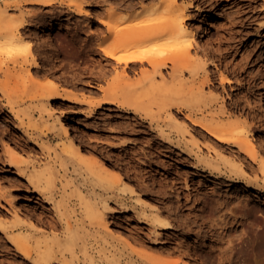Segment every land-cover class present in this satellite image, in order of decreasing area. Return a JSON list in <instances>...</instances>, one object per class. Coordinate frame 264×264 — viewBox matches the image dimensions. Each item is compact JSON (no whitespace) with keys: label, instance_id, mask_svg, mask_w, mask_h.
<instances>
[{"label":"rangeland","instance_id":"374dc122","mask_svg":"<svg viewBox=\"0 0 264 264\" xmlns=\"http://www.w3.org/2000/svg\"><path fill=\"white\" fill-rule=\"evenodd\" d=\"M16 1L0 0V8ZM20 1L23 2L21 7L8 11L11 21L18 23L25 18L28 19L30 23L23 29L24 33L29 35L26 39L27 43L31 41L34 49L39 47L43 55L49 54L48 59L54 57L58 60L56 67L52 68V63L46 61L47 57H40L42 67L32 68L38 73L54 70L53 74L55 77L58 76L56 80L75 91L79 96H82V92L90 93V88L83 86L88 79H91L84 76L90 74L85 73L84 69L97 72L100 65L105 63L95 47L103 38L104 33L106 34V27L100 20L109 17L110 7L116 5L113 9L132 12L146 4L160 5L162 2V0H64L62 5L56 3L42 6L27 2L29 0ZM179 2L185 10L178 9L175 13L178 12V15L180 12L188 13L192 16V19L187 21V26L191 31L197 32L196 40L204 44L198 49L193 48L194 50H191L189 55L182 56L180 63H186L189 60L190 62L206 61L208 71L215 75L212 74L211 85L213 87L211 88V85L208 86L209 88L206 87L207 92H215L214 107L217 109L221 100H224L235 115L242 114V120L247 119L250 125L252 124L254 134L259 141L256 140V142L259 143L264 153V0H179ZM78 8L83 9L85 14H77ZM157 11L160 12V9ZM59 19L64 21V24H60ZM113 19L120 21L118 14ZM52 26H55L53 30L50 28ZM42 38L49 42L52 40L50 43L57 48L46 49ZM157 39L156 41L150 39L153 43L147 40L143 45L150 47L156 44L161 49L169 46L167 43L170 40L162 37ZM164 43L165 45L162 46L161 44ZM147 68L148 71H145ZM120 70L121 68L113 70L114 73L111 71L106 81L101 83L109 86L121 80L122 76H118L121 73ZM145 70L132 78L134 79L132 83L135 82V86L132 85V87L151 84L150 80H146L148 82L146 83L144 79L147 74L149 77L146 79H150L153 68L146 66ZM171 70V67L164 69L166 73ZM221 73L228 75L232 81L220 79ZM0 78H3L1 74ZM185 78L191 80L189 73L186 72ZM42 79L45 80V77L42 76ZM169 80L173 83L172 78ZM31 84L29 90L21 91L17 88L16 94H20L27 100L20 104V108L32 109L36 115H34L35 120L48 125L56 124V127L48 137H45L48 148L44 149L45 151L42 150L39 144L31 141L24 129L18 126L15 117L10 115L7 100L0 89V193L2 194L0 196V222L12 223L19 219L21 226H15L16 232L30 235L34 244L37 243L42 248L48 246L58 248L61 245L58 242H63L65 239L66 228L57 225V218L54 217L52 210L45 208L44 203L48 204L47 200L33 190V186L26 178L20 176L22 168H17L10 163L11 158H16L22 159L19 161H22L23 166L28 165L29 171L33 169L53 170L60 190L57 200L62 194L70 196L68 213L72 216L73 228L77 229L78 233L76 241L70 243V246L63 244L61 246L67 248L66 253L74 257V263L88 264L94 258V263L99 264L100 253H102L100 249L104 246L106 254L117 253L123 263L130 261V264H182L185 258L192 264L191 252H196L202 260L206 259L204 260L206 264H220V256L216 255L223 251L225 253L227 251L231 258L224 264H264V189L260 190L261 186L257 183L247 182L243 175L233 174L231 177L228 175L230 171L227 166L231 164V161L226 159L234 155L238 157L237 147L231 146L235 153L225 152V155L217 159L220 161V169H214V172L204 170L195 154L188 155V149L190 150L191 147L185 142H191L190 134L186 133L181 138L179 137V123L187 122L190 129L194 131L192 122L184 114H180L181 117L184 115V118L178 115L179 123L168 119L164 107L158 103L159 96L141 97L138 105L148 112V117H142L135 112L127 111L125 107L113 104H105L88 113L91 109L88 103L62 99H50L48 103L53 114L40 115V112L35 109L40 102L30 98L37 85ZM124 89L118 90V96L124 95ZM95 92L92 94L96 98L101 97V91L96 90ZM63 122L69 125L71 135L77 142L79 141L82 151L104 159L110 172H122L126 176L127 183L129 182L128 185L131 187L135 185L136 193L129 190L121 193L120 197H123L125 201L110 200L113 208L105 210L107 229L100 228L95 218L86 212L84 204L79 199V186L84 188L86 193L92 194L89 189L90 185L84 184V179L92 174L86 171L87 167L84 162L78 160L82 154L70 156L66 150H63L66 147L62 149L66 145L63 143L66 138L61 128ZM163 135L174 140L175 143H160ZM197 135L201 143V153L215 155L206 146L208 143L214 145L213 138L209 139L210 135ZM54 149L56 151L53 152ZM194 151L192 150L193 153ZM242 156L245 157V154ZM242 156L240 157L244 161V167L248 173L253 175L257 169L256 164L249 165L246 163L247 159ZM250 166H252L251 170ZM97 190L102 192L100 187ZM10 200H13V203ZM150 203L155 204V207L151 208ZM156 208L164 211V214L162 212L161 214L165 218L171 221L173 219L172 228L163 231L158 229L162 232L160 233L162 238L158 239L165 241L160 242L162 245L156 244L153 236L158 231L154 232L151 223L147 222L141 214L145 210L151 215L153 209ZM226 213H230L228 215L232 218L225 226L222 218ZM31 219L36 220L38 225L42 224L40 226L47 230L43 231L33 227ZM151 228L153 229L149 230ZM124 232L132 239L134 245L124 246L120 240L121 233ZM1 233L0 230V264H34L33 260L26 259L21 252L10 248L13 245L4 242ZM221 236L222 238H219ZM150 238L153 239L150 240ZM142 241L144 244L141 243ZM84 242L87 243L90 251L87 254L82 251ZM188 243L191 244L188 245ZM153 245L155 247L157 245V249H154ZM185 249H189V252ZM142 250L146 251L147 258L154 262H143L137 254ZM53 264L62 263L54 262Z\"/></svg>","mask_w":264,"mask_h":264},{"label":"bare ground","instance_id":"6f19581e","mask_svg":"<svg viewBox=\"0 0 264 264\" xmlns=\"http://www.w3.org/2000/svg\"><path fill=\"white\" fill-rule=\"evenodd\" d=\"M27 2L37 5L39 4L42 6H49L56 3L62 5L64 3V0H29ZM22 4H23L22 1L17 0L14 3L7 4L2 9L0 8V47H5V48L13 47V48L22 49L21 52L14 53L12 56H9L7 52H0V74L3 77L2 79L0 78V89L4 93V96L7 100V105L9 106L8 110L10 115H13L15 117V119L18 121V126L24 129L26 134L30 136V140L37 142L42 150L48 148L47 140L45 139V137H48L51 131L55 129L56 124L48 125L43 122H39L34 119L35 114L32 109L20 108V104L25 103L27 100L24 97H22L20 94L19 95L16 94L17 88L21 89V91H24L27 89L29 90L30 88L29 86L32 85L31 83L37 85L34 92L31 94L32 96H30V98L40 102L38 105H36L35 108L37 111L40 112V115H45L44 113H48V115H52L53 114L52 108L49 106L48 101L50 99H62L66 101L76 100V101L88 103L91 106V109L88 111V113L94 111L96 108L102 107L105 104H113L120 107H125L127 111L135 112L141 115L142 117H148L147 116L148 112L143 108L139 107L138 105L139 101L141 100L142 96L156 95L159 96L157 98L158 103H160L162 107H164L165 112H167L166 117L168 119H170L171 121L178 122L180 120L178 115L180 116V114H184L185 117L192 122L193 126L191 124L190 125L194 127L193 129L194 131L190 129L189 124L187 122L185 121H181L180 123L178 122L180 126V129H178L179 137L181 138L186 133L190 134L191 142L188 141L185 142L186 145L191 147L190 150L188 149V155L193 156L192 154H195V156L197 157L196 159L199 161V164L203 166L204 170H209L211 172H214V169H220V161L217 159H219L222 155H225V152L235 153V150L233 151V148L231 147V146H235L238 148V150H236V153H238L239 155L238 157L234 155L232 158L228 157L226 159L227 161H231V164L227 166L228 171H230L228 175L230 177L233 174L240 176L243 175L246 178L247 182L257 183L258 185L261 186L260 190L264 189L263 188L264 187V153H262L263 150L259 146L258 143L259 141L257 140V137L254 134L253 131L254 128L252 124L250 125L248 120L245 118H244L245 120H242V114L235 115L234 112L227 105V103L224 102V100H221V104L217 109L216 107H214L216 100V97L214 96L215 92L213 93V91H209V92L206 91V87L208 86L210 87L212 83V74L214 75V73L208 71V68L206 67L207 66L206 61L190 62L191 60H189L186 63H182V64L180 63V58L182 56L189 55L191 53V50L192 51L194 50L193 48L198 49V47L200 46L203 47L204 44L202 45V43H199L196 40L197 38L195 37V35L197 32L191 31L187 26V21L191 20L192 16H190L188 13L180 12L179 15L178 12L177 14L175 13L178 9H184L183 5L179 2V0H162L160 5H157L156 3L146 4L144 7H138L134 9L132 12H128V11L122 12L121 10L113 9L116 5L114 7L112 6V8L110 7L111 11L109 17L101 18L100 20V22L104 24L106 27V34L104 33L103 38L96 44L97 46L95 47L96 50H98V53L101 55V58L105 60V63L103 64L101 63L102 65H100V68L97 72L87 71V69H84L85 73L86 72L90 73L89 75L85 74L84 76H88L91 79H88L83 86H88V88H90L89 90L90 93L82 92V96H79L75 91L65 87L59 81H57L56 77L58 76L55 77V74H53L54 70L53 71L47 70V72L44 71V73L39 71L41 73H38L37 70H34L32 68V67H42L40 57L41 58L47 57L46 61L52 63V68L56 67V62L58 60L57 58L55 59L54 57L48 59L49 54L43 55L39 47L37 49H34L33 47L34 45L31 41H28V43L31 42L32 46L31 44L27 43L26 39L29 35L24 33L23 29L25 28L26 25L30 23L28 19L25 18L18 23L11 21L10 14H8V11L10 9L21 7ZM68 5L71 4L68 3ZM158 9H160V12L157 11ZM156 12L159 13L155 14ZM76 13L79 15L82 13L85 14L84 10L80 8H78ZM117 14L120 17V21L116 20L117 18L113 19L117 17ZM59 23L64 24V21L60 20ZM211 24H213V22ZM54 27L55 26H52L50 28H52L53 30ZM204 31L206 32V30ZM160 37L170 40V41L167 40L168 41L167 44H169V46L167 45V47L165 46V48L161 49L159 47H155V48L151 47L154 45H151L150 47H146V45L145 46L143 45V43L147 42V40L150 39L158 40L157 38L160 39ZM43 40L46 49L54 47L53 44L50 43L52 40H50V42L49 40H45V39ZM151 40L150 42L153 43V41ZM131 45L133 48L130 47ZM142 45L146 48H144ZM161 45L163 46L165 45V43ZM135 46H141V47H135ZM56 48L57 47H54V49ZM145 49H147L148 51H145ZM133 57H140V58L134 59ZM43 64H45V62ZM146 66L153 68L152 71L153 73L150 79H146L147 77H149L148 74L147 77L144 79V81L150 80L151 84L150 85L141 84L137 87H132V85L135 86L134 85L135 82L132 83L134 81V79L132 78L136 76V74L138 75L140 72L141 73L144 72ZM168 67H171L172 70L169 73H166L164 69ZM118 68H121L120 70L121 73L118 74V76L119 75L122 76L121 80L113 82L109 86H105L104 84L101 83L103 81H106L107 76H109V73L111 71L116 70ZM32 70H34L33 72L35 73L37 72V73L34 74ZM145 71H148V68ZM149 71L151 73L150 69ZM186 72L189 73V77L191 78L190 81L185 78ZM201 72L203 73L200 75ZM42 76L45 77V80L42 79ZM170 78H172L173 83H170L171 82L169 80ZM221 78L224 81H232V79L225 73H221L220 79ZM147 81L146 83H148ZM212 87L213 86L211 85V88ZM84 88L86 89V87ZM121 88L122 89L126 88L124 89V95L118 96L117 92ZM96 90L102 92L101 97L96 98L92 94ZM137 93L138 95H136ZM258 114L260 116V113ZM261 117L263 118V116ZM61 128L66 138L65 140L66 143L63 142L64 145L65 144L66 145L62 147L63 146L62 144L61 146L62 149L66 147L63 150L64 151L66 150L68 155L70 156L73 155L76 156L82 154L80 156V159L78 157V160L84 162V165L87 167L86 171L89 174H92L90 177L84 179L85 180L84 184L90 185L89 189L92 191V194L86 193L84 191V188L79 186L78 187L79 199L84 204L86 212L90 216L95 218L100 228L103 227V229H107L108 222L106 221L107 215L105 210H111V208H113L110 205V200L116 199L117 201L120 200L125 201L123 197H120L121 193L126 192L128 190L130 192L136 193V189L134 188L135 185L132 184L133 187L128 185L129 182L127 183L125 179L126 176L122 172L120 171H118V173L110 172V169L106 164L107 162H105L104 159L99 158L94 154H90L82 151L81 146L78 143L79 141L77 142L75 138L71 135V129L68 124L63 122V126ZM34 133H37V135H34ZM197 134H202L204 136L210 135V137L208 138L209 139L213 138L212 141H214V145L208 143L206 144V146H208L210 148V151L214 152L215 155H213L212 153H209V155H204L201 153L202 150L201 143ZM160 140H162L160 143H166V142L175 143L174 140L164 135ZM179 140L181 141V139ZM256 140L258 142H256ZM192 150L193 151L195 150L194 153L192 152ZM54 151H56V149H54L53 152ZM242 154H245V157L242 156ZM240 156L247 159V161L249 160L247 162L244 159L246 163H248L249 165H251L252 163L256 164L257 169H255L256 171H254L253 175L248 173V171L243 165L244 161ZM237 158L238 160H236ZM19 160L22 159L11 158L10 163H12V165H15L17 168H22V173H20V176L26 178L27 181H29V183L33 186V190L38 192L40 196L44 197L47 200L48 204H46L45 202L44 206H46L45 208L52 210L54 217L57 218L56 224L66 228L65 239L63 242L61 241L60 243L58 242V244L70 246V243L76 241V236L78 233L77 229L73 228L74 225H73V220L71 219L72 216L68 213V203L71 200L70 196H66V194H62L61 198L57 200V198L60 196L58 194L60 190L58 188L57 178L53 170L50 169L49 171L43 169V171L42 170L40 171L33 169L29 171L30 167L28 165L23 166L21 164L22 161L20 162ZM252 166H254V164H252ZM252 166H250V170ZM98 187L102 188V192H99L97 190ZM1 195L2 194L0 193V196ZM13 199H15V197ZM122 203H123L122 205H124V202ZM153 203L152 204L150 203L151 208L155 207L154 206L155 204L153 205ZM157 209L158 208L153 209L154 211H152L151 215L148 214V212L145 210L141 212L145 220L151 223V226L154 228V232L158 231L156 235H153L155 237L156 244L160 242L163 243L165 242L164 240L158 239L159 237L162 238L160 236V233L162 232L161 231L159 232L158 229H161L163 231L173 227V222H172L173 219L171 221L170 219L165 218L161 214L162 211H159L160 209L158 210ZM228 214L226 213L223 218L222 216L220 217L222 218V222L225 223V226L229 222L230 218H232L231 215L229 216ZM17 221L15 222L13 221L12 223L0 222V230L2 232L1 238H3L4 242L7 243L9 242L11 243V245H13V247L10 248H14L17 251L21 252L26 259L33 260L34 264H53L54 262H59L62 264L78 263V262L76 263L73 262L74 257L67 254L65 251L67 248L62 247L61 245L58 248H56L55 246L54 247L48 246L42 248V246H40L39 244L37 243L34 244V240L30 235L18 234L15 230V226L18 227L21 225L19 224V219ZM35 221L31 219V224L33 227L41 229L43 231L47 230L45 227L40 226L42 224L39 223L40 225H38L37 224L38 222L36 223ZM194 222H196V220ZM153 228L149 230H152ZM219 238H222V236ZM151 239L153 238H150V240ZM120 240L124 243L125 247H130L131 244L134 245L132 239H130V237H128L125 234V232L121 233ZM141 243H143V241ZM190 244L191 243H188V245ZM83 246L84 247L82 248V251L84 254L90 252L87 243L84 242ZM163 246L165 247V245ZM155 248L157 249V245L156 247L154 246V249ZM220 249L222 250V248ZM223 250H225V248ZM100 251L102 253H100L101 258L99 264H130V261L123 263L122 259L117 253H114L112 255L106 254L107 252L106 253L104 252V246L102 247V249H100ZM183 251H181V253ZM186 251L189 252V249ZM186 251L185 254H187ZM226 253L225 251L221 252V254L219 255H216L214 253V255L218 257L220 256L219 257L220 262L218 261L220 264H224V262L231 260V258L228 256L227 251ZM137 254H139L143 262L149 263L153 261L147 258L146 251L145 252L143 250L138 251ZM181 255L182 254H180V256ZM190 257L192 258V264L207 263L206 261H205L206 263L204 262V260L206 259L202 260L201 259L202 257L201 256L199 257L196 254V252H191ZM94 262L95 260L94 258H92V260L89 261L88 264H95ZM182 264H190V263L185 258V261H182Z\"/></svg>","mask_w":264,"mask_h":264},{"label":"snow or ice","instance_id":"6c2138e0","mask_svg":"<svg viewBox=\"0 0 264 264\" xmlns=\"http://www.w3.org/2000/svg\"><path fill=\"white\" fill-rule=\"evenodd\" d=\"M150 23H151V21H150ZM154 48L155 47H159V46H157V45H154L153 46ZM22 51V49H20V48H13V47H0V52H7V54L9 55V56H12L14 53H18V52H21ZM145 51H148L147 49H145ZM134 59L135 58H140V57H133ZM118 59H119V57H118Z\"/></svg>","mask_w":264,"mask_h":264}]
</instances>
